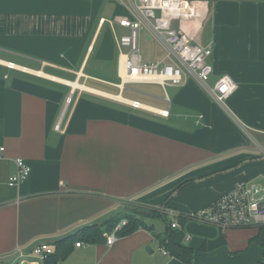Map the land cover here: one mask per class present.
I'll use <instances>...</instances> for the list:
<instances>
[{
    "label": "crops",
    "instance_id": "0c3cea01",
    "mask_svg": "<svg viewBox=\"0 0 264 264\" xmlns=\"http://www.w3.org/2000/svg\"><path fill=\"white\" fill-rule=\"evenodd\" d=\"M206 1L192 35L212 51L208 85L222 75L237 85L226 107L189 74L169 92L156 85L160 99L122 84L115 37L130 15L117 0H0V264H44L16 250L39 242L54 250L84 228L104 229L127 201L158 208L170 220L165 232L154 216L137 215L150 230L115 233L111 245L105 235L114 230L101 243L77 238L57 264H264L247 252L262 248L258 229L222 232L190 217L236 182L264 176V0ZM140 42L157 48L145 62L164 56L145 32ZM17 158L30 174L11 187ZM167 243L191 249L193 263Z\"/></svg>",
    "mask_w": 264,
    "mask_h": 264
},
{
    "label": "built area",
    "instance_id": "2783aa9c",
    "mask_svg": "<svg viewBox=\"0 0 264 264\" xmlns=\"http://www.w3.org/2000/svg\"><path fill=\"white\" fill-rule=\"evenodd\" d=\"M117 1L127 7L130 15L129 18L118 21V25L126 29L127 33L115 37L118 50L117 71L122 84H153L165 91L167 87L182 85L189 74L196 78L217 104L226 107V102L236 92L237 85L226 75L220 76L212 86L208 85V80L213 74L210 62L212 51L210 47L196 43L192 35L197 24L204 18L208 3L206 0ZM186 25L194 29H187ZM142 32L163 49L164 56L161 59L151 63L143 60L139 47ZM6 68L15 69L12 63H7ZM69 102L70 97L67 99V103ZM132 106L136 108L139 104L134 102ZM161 115L167 116V112ZM54 129L61 131L60 122ZM4 151V147H0V158ZM15 164L16 173L7 181L11 187L25 181L30 174V167L23 159L17 158ZM190 217L217 227L222 232L228 229L256 228L262 232L264 240V176L255 183L243 180L236 182L229 192ZM123 225L124 221L106 236L107 245L114 242L117 229ZM177 227L176 222L170 224L172 229ZM80 245L75 243V247ZM160 252L167 254L163 247ZM16 253L17 258L30 256L44 262L53 254V249L49 244L39 242L27 252L18 248Z\"/></svg>",
    "mask_w": 264,
    "mask_h": 264
},
{
    "label": "trees",
    "instance_id": "16d2710c",
    "mask_svg": "<svg viewBox=\"0 0 264 264\" xmlns=\"http://www.w3.org/2000/svg\"><path fill=\"white\" fill-rule=\"evenodd\" d=\"M153 216H160L159 213H152ZM145 216V215H144ZM148 215H146L147 217ZM126 222L125 225L120 227V229L116 232L119 237H124L134 233L135 231L142 230H150L145 223L142 221V217L138 218L136 216L131 217V215L122 214L118 217L112 219L111 221L104 224V229H100L98 226H93L89 228H84L80 236L70 237L66 240L59 241L56 243L55 248L53 250V254L48 256L44 261V264H57L59 259H63L68 256L73 249V244L77 238L79 240H84L88 244H96L101 243L104 240V235L111 233L121 222ZM255 242L264 249V240L262 236V232L259 230L257 237L255 238ZM165 247L170 251L171 255L182 260L186 263H193L192 260V251L187 247L176 246L170 243H167ZM260 264V263H258Z\"/></svg>",
    "mask_w": 264,
    "mask_h": 264
},
{
    "label": "rangeland",
    "instance_id": "374dc122",
    "mask_svg": "<svg viewBox=\"0 0 264 264\" xmlns=\"http://www.w3.org/2000/svg\"><path fill=\"white\" fill-rule=\"evenodd\" d=\"M139 47H140V52H141L142 56H144L146 53H148V49H151L153 51V57L158 55L157 48H156L154 43L153 44L152 43L151 44H144L143 42H140ZM17 62H19V61H17ZM128 88L132 89L135 92L150 94L151 96H153L154 99H160V98H162V96H164L162 89L156 85L152 86V85L138 84V85H130V86H128ZM166 90H167V92L170 91V89L168 87L166 88ZM65 118H66V116L64 117V119ZM123 210L126 213V215H131V217H134V216L137 217V215H145V214L152 217L153 216V215H151L152 213H159L158 208L153 207V209H152L149 206L141 204L140 202H136V201H127L124 204ZM154 217L155 218L152 220V223H153V226L156 228L155 230L160 231V232H165L166 224H168L170 221L169 218L167 217L166 221L164 222L163 220L159 219L158 216H154ZM93 226H98V227H100V229H102V227H103V225H92L89 227H93ZM89 227H87V228H89ZM119 229L120 228H118L117 231ZM236 231L241 232L243 230H236ZM105 236H107V235H105ZM250 249L251 250H248L247 252L252 251L251 253H253L254 255H260V256L263 255L264 256L263 248L251 246Z\"/></svg>",
    "mask_w": 264,
    "mask_h": 264
},
{
    "label": "bare ground",
    "instance_id": "6f19581e",
    "mask_svg": "<svg viewBox=\"0 0 264 264\" xmlns=\"http://www.w3.org/2000/svg\"><path fill=\"white\" fill-rule=\"evenodd\" d=\"M15 68H17V67H15ZM19 69H21V68H19ZM38 74L41 75L42 73H39L38 72ZM121 74L123 75L122 72H121ZM59 82L62 83V84H64V85H66V86H69L71 88H77V89H82V90H88V91H90L87 87H85L83 85H79L76 82H70V81H67V80H59ZM114 99L119 100V101H123L122 98L119 97V96H115ZM162 113H163V111L160 114H162Z\"/></svg>",
    "mask_w": 264,
    "mask_h": 264
}]
</instances>
